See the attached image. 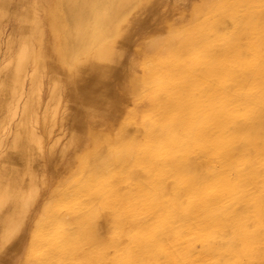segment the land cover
Instances as JSON below:
<instances>
[{
  "label": "bare ground",
  "instance_id": "6f19581e",
  "mask_svg": "<svg viewBox=\"0 0 264 264\" xmlns=\"http://www.w3.org/2000/svg\"><path fill=\"white\" fill-rule=\"evenodd\" d=\"M25 3L0 0V250L29 242L37 264L242 252L250 202L263 200L264 0ZM47 61L71 71L45 96ZM47 157L62 166L53 182Z\"/></svg>",
  "mask_w": 264,
  "mask_h": 264
},
{
  "label": "rangeland",
  "instance_id": "374dc122",
  "mask_svg": "<svg viewBox=\"0 0 264 264\" xmlns=\"http://www.w3.org/2000/svg\"><path fill=\"white\" fill-rule=\"evenodd\" d=\"M53 1L55 2V0H53ZM163 1L166 3L165 9H170L174 5L175 1H177V0H163ZM178 1H180V0H178ZM32 2H33V0H26L25 7L31 8ZM45 13H46V17H47V15L49 14V10L42 6L40 8L39 14L43 17L45 15ZM157 19H158V14L156 12H154V14H150L148 16V31H152L153 28L157 25ZM46 26L48 27L47 24H46ZM47 34H48V30H47ZM48 50H49V47H47V45H46L44 52L46 54L45 59H47V60L50 57V55H48L49 54ZM69 70L71 71V68L66 62L63 63L62 61H57V63L52 64V63H49V61H47V66L45 68H43L44 82H45V84H44L45 85L44 86L45 87V90H44L45 96L48 95L50 87L52 85H54V80L57 81V83L60 85H62L63 83L66 82L68 77H70V71ZM129 113H131L130 110H129ZM129 116H131V114H129ZM137 129L140 131V133ZM134 131L138 135L142 134V128L140 126H134ZM103 135L106 136V133L104 132ZM54 161L55 160L52 161L49 157H47V161H46L47 162V165H46V171L47 172L46 173L49 177L50 182L56 181L58 179L60 173L62 172V168H61L62 166L59 165L57 168H55L54 167V164H55ZM205 162L206 161L203 159L204 167H206ZM263 164H264L263 162H260L258 164V167L264 166ZM209 182L205 181V184L212 183V182H210V183ZM261 184L262 185L259 187H260V190H262L263 200L260 201L258 199L257 195H255L256 197H254V199L251 200L250 205H249L250 207L248 208V214L249 215H246V218H245V222L247 223V233H246L247 242H242V245H243L242 252H240V251L233 252L231 255H228L227 257H223V258L220 257L217 260L210 261L209 262L210 264H264V191H263L264 190V180H262ZM50 188L47 191V193L44 194L41 198H39L38 201L36 202V204L34 205L32 211H31V218H30L31 220L34 218V215L36 213H39L41 211V209H42V207L46 201V198L49 194ZM177 198L181 202V204L183 202V205H185V206H192L193 201L197 197H196V195L187 194V195H181V197H177ZM190 198H191V200H190ZM107 200H108V198L102 199L100 202V206L106 212V215L108 214L107 216L105 215V218L107 219L106 221L108 222V224H111L113 217L116 216L115 215V208H113V205H111L109 202H107ZM187 202L190 204H188ZM111 232L113 233L114 231L110 230L108 235H107L110 239H112V237L115 235V232H114V234H112ZM103 233L104 232L102 231V235H103ZM116 234H118L117 231H116ZM227 236H228L227 233H224L221 235V237H222L221 239L223 241L222 244L224 245L222 247L223 249H226L227 246H225V245L228 244L227 241H228L229 237L227 238ZM28 246H29V242H24V244L21 247H19L18 249H14L13 248V242H6L4 244L3 249L0 250V257H1L0 264H22V262H24V261H26L27 264H31V261H34L37 264V262L34 259L30 258L31 256L27 254L28 252L26 253V251H28ZM241 246L235 245L234 248L241 250L242 249ZM43 257H42V255L38 254L37 260L40 261L42 264H51L52 263V262L50 263L48 259H46L45 257L43 258ZM43 259H44V261H43ZM65 261H67V262H65ZM65 261L62 262V264H72V261H70V260H65ZM32 264H33V262H32Z\"/></svg>",
  "mask_w": 264,
  "mask_h": 264
}]
</instances>
